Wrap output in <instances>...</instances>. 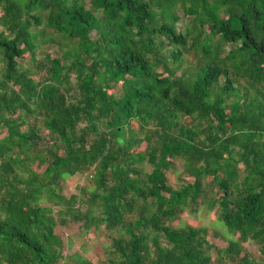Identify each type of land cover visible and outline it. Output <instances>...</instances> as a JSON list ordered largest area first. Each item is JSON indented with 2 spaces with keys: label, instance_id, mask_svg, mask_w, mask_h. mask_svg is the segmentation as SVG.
Returning a JSON list of instances; mask_svg holds the SVG:
<instances>
[{
  "label": "trees",
  "instance_id": "trees-1",
  "mask_svg": "<svg viewBox=\"0 0 264 264\" xmlns=\"http://www.w3.org/2000/svg\"><path fill=\"white\" fill-rule=\"evenodd\" d=\"M205 204L224 247L171 224ZM67 219L103 264H264V0H0V264H59Z\"/></svg>",
  "mask_w": 264,
  "mask_h": 264
},
{
  "label": "rangeland",
  "instance_id": "rangeland-1",
  "mask_svg": "<svg viewBox=\"0 0 264 264\" xmlns=\"http://www.w3.org/2000/svg\"><path fill=\"white\" fill-rule=\"evenodd\" d=\"M50 49L53 50V48ZM144 168L150 170L148 164ZM92 170L91 168L73 176H67L62 185L63 193L66 196L76 194L79 195L80 199L86 198L95 185L91 176ZM167 173L169 183L173 187H178L189 178L184 171L183 162L180 159L175 160L173 169L168 170ZM82 186L84 190L79 189ZM43 203L50 205L46 200ZM87 207L96 214L98 213L97 207L91 205ZM54 208L56 209V207ZM171 224L175 226H205L209 240L221 247L227 244V238L233 237L219 220L216 209L209 208L206 204L199 205L195 211L191 210V207L186 208ZM55 231L62 237L64 242V258L59 264H75L77 255L85 257L94 263L103 264L106 254H108L111 248L110 242L113 233L107 231L103 225L84 231L80 221L67 219V222L65 224H59ZM243 245L245 250L255 256H259V249L255 243L246 241ZM260 260L264 262V257Z\"/></svg>",
  "mask_w": 264,
  "mask_h": 264
}]
</instances>
